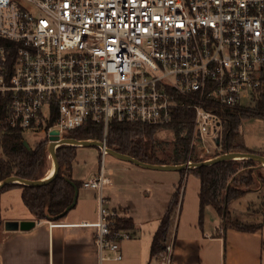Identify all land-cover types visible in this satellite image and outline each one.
Instances as JSON below:
<instances>
[{
  "label": "built area",
  "instance_id": "1",
  "mask_svg": "<svg viewBox=\"0 0 264 264\" xmlns=\"http://www.w3.org/2000/svg\"><path fill=\"white\" fill-rule=\"evenodd\" d=\"M0 38L15 44L0 46V129L42 131L48 146L53 130L103 126L98 173L83 181L97 190L98 220L81 224L95 230L99 264L121 260L133 238L104 196L110 122L164 126L184 109L190 155L215 152L225 113L264 94V0H0Z\"/></svg>",
  "mask_w": 264,
  "mask_h": 264
},
{
  "label": "crops",
  "instance_id": "2",
  "mask_svg": "<svg viewBox=\"0 0 264 264\" xmlns=\"http://www.w3.org/2000/svg\"><path fill=\"white\" fill-rule=\"evenodd\" d=\"M202 149L199 155L206 156L209 152ZM114 161V166L106 169L111 183L104 190L105 201L107 207L132 219L134 228L128 230L132 232L134 242L141 245L147 232L153 239L161 218L182 182V206L176 212L167 251L171 264H264V223L250 232L224 228L213 206L206 207L204 219L200 221L199 178V185L194 186L196 199L193 194L184 214L188 170L183 175L179 170L151 169L119 158ZM97 173L91 171L82 176L74 167L72 170L73 178L82 181ZM12 189L21 196V188ZM1 196L0 213L4 211L1 217L4 227L0 230V264H99L94 243L95 230L81 225L98 220L97 190L84 186L79 188L75 208L54 226H51V222L55 220H37L27 208L28 211L17 215H5L9 214L12 205L9 196ZM235 200L229 203V210ZM235 203L236 209L239 204ZM216 217L221 219L218 226L215 225ZM9 220H35L36 224L28 230H9L5 227ZM122 243V264H151L159 257H152L150 251L149 259L147 256L139 258L131 245L123 243L122 246Z\"/></svg>",
  "mask_w": 264,
  "mask_h": 264
},
{
  "label": "trees",
  "instance_id": "3",
  "mask_svg": "<svg viewBox=\"0 0 264 264\" xmlns=\"http://www.w3.org/2000/svg\"><path fill=\"white\" fill-rule=\"evenodd\" d=\"M15 46L14 43L0 38V46ZM16 58V50L7 52V66H12ZM226 121L223 125V136L218 150L209 156H200L191 151L192 113L180 110L176 113L173 122L164 126H153L139 122L116 121L110 122L107 145L117 152L130 155L143 162L152 164H183L188 160L203 161L227 151L255 152L249 150L241 141L240 127L243 120L250 117L264 119V94L252 106L236 108L225 113ZM168 128L174 133V149L168 159L157 155L155 135L158 130ZM66 137L78 140L103 138V126L94 122H87L83 126L70 130ZM27 140L25 131L20 128L0 129V181L15 175L23 179L37 180L45 176L48 160L47 139L24 145ZM76 147L62 145L57 149V159L60 165L59 173L49 183L42 186H30L22 183H11L0 188L3 191L19 187L21 199L25 207L37 220H61L66 215L61 214L72 203L75 196V186L81 188L83 181L73 178V162L76 156ZM241 160H225L208 166L190 169L187 173H194L200 180V221L204 219L207 206H213L222 219L224 228H234L241 231H255L261 227L249 226L232 218L229 203L243 195L245 190L238 186V182L251 185L252 176L249 173L240 180L236 179L238 166ZM245 166H254L255 160H242ZM185 175L186 170H181ZM234 179V180H233ZM233 180V182H231ZM73 182V183H72ZM231 182V183H230ZM183 200L182 182L176 189L169 206L159 222V226L151 243V256L158 257L169 250L172 234V225L178 209H181ZM75 208V207H74ZM73 208V209H74ZM71 211V210H70ZM61 216V217H60ZM115 227L133 229L132 219L119 217L115 220Z\"/></svg>",
  "mask_w": 264,
  "mask_h": 264
},
{
  "label": "rangeland",
  "instance_id": "4",
  "mask_svg": "<svg viewBox=\"0 0 264 264\" xmlns=\"http://www.w3.org/2000/svg\"><path fill=\"white\" fill-rule=\"evenodd\" d=\"M241 141L243 144L251 151H255L256 153H260L264 155V119L258 117H250L243 120L241 127ZM27 140L31 143L36 141L43 140L45 138V133L42 131H32L27 130L25 132ZM156 149L157 155L160 158L168 159L170 155H172V151L174 149V133L171 129L163 128L157 131L156 135ZM202 144L197 145L196 153L199 155L200 148ZM208 151L209 153L206 156L213 154V149L203 147L202 151ZM76 156L73 162L74 169L85 176L89 174L91 171H98L100 166V150L95 146H77L76 147ZM217 151V150H216ZM215 151V152H216ZM205 157V155H204ZM115 156L108 153L105 158V167L108 169L109 167L114 166ZM238 166V172L234 177L240 180L243 177H246L249 173L251 174L253 180L251 185H245L243 183L238 182V186L241 189L245 190L243 195L236 198L235 202H238V206H236L235 202H233L230 206L231 216L234 219H237L239 222L243 224H247L249 226H258L260 223H264V165L257 162L254 166H245L243 161ZM54 169V163L49 162L47 164V170L45 173L46 177L48 175L49 170ZM234 180V179H233ZM231 180V182H233ZM230 182V183H231ZM195 184L199 185V180L196 174L190 173L188 176V181L185 183L186 192H184V206L185 211L184 214L187 213V209L189 208V203L192 195L196 199V193L194 192ZM8 192V193H7ZM251 193L250 195H247ZM7 194V195H5ZM9 194V195H8ZM2 195V196H1ZM1 197L9 196L10 204L12 205L11 210L8 212L9 214L5 215H17L21 212L28 211L21 199L20 193L15 189H7L1 193ZM234 200V199H233ZM232 201V200H231ZM230 201V202H231ZM229 207V205H228ZM4 211L0 213V230L4 227L3 221L1 217H3ZM124 216V215H123ZM122 216V217H123ZM125 217V216H124ZM126 218V217H125ZM221 224V219L216 217L215 225L218 226ZM152 238L149 237L148 232L146 236L142 238L141 245L137 244V241L134 242L132 240H124L122 241L124 244H129L136 252L138 257L147 256L150 258L151 251V243ZM122 243V246H123ZM106 254L113 256V253L110 251H106ZM124 256V255H123ZM122 260H115L113 258L104 260L102 264H122Z\"/></svg>",
  "mask_w": 264,
  "mask_h": 264
},
{
  "label": "water",
  "instance_id": "5",
  "mask_svg": "<svg viewBox=\"0 0 264 264\" xmlns=\"http://www.w3.org/2000/svg\"><path fill=\"white\" fill-rule=\"evenodd\" d=\"M58 130H53L51 132V137L50 139L52 142L48 144V151L52 156L53 163H54V169L51 175L43 177L41 179L37 180H28V179H23L18 176L12 175L9 176L2 181H0V188L11 184V183H22L30 186H42L47 183H49L52 179L56 177V175L59 173L60 170V165L57 159V149L61 145H73V146H95V147H102L103 142L100 140H78L75 138H69V137H64L62 139H59V134ZM216 142L219 144V139L216 140ZM24 145L29 147V142L27 140H24ZM108 153L112 154L116 158H119L121 160L133 162L135 164L151 168V169H160V170H190L194 169L200 166H208L212 165L221 161L225 160H248L252 159L255 160L256 162L261 163V165H264V155L256 152H243V151H227L223 154H220L215 157H211L208 159H205L203 161L199 162H191V163H183V164H152V163H147L143 162L135 157H132L127 154H123L120 152H117L116 150H113L111 148H108ZM73 183V182H72ZM78 195H79V188L75 186V196L72 201V203L66 208V210L61 214V216L66 215L70 210H72L78 201ZM60 216V217H61ZM36 221L35 220H23V221H17V220H9L5 223L6 229L9 230H16V229H22V230H28L35 226Z\"/></svg>",
  "mask_w": 264,
  "mask_h": 264
},
{
  "label": "bare ground",
  "instance_id": "6",
  "mask_svg": "<svg viewBox=\"0 0 264 264\" xmlns=\"http://www.w3.org/2000/svg\"><path fill=\"white\" fill-rule=\"evenodd\" d=\"M52 172H53V168H51V169L49 170V172H48V175H47V176L51 175V174H52Z\"/></svg>",
  "mask_w": 264,
  "mask_h": 264
}]
</instances>
